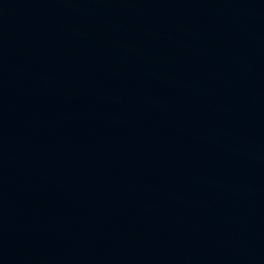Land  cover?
<instances>
[{"label": "water", "instance_id": "1", "mask_svg": "<svg viewBox=\"0 0 264 264\" xmlns=\"http://www.w3.org/2000/svg\"><path fill=\"white\" fill-rule=\"evenodd\" d=\"M0 70L264 252V0H0Z\"/></svg>", "mask_w": 264, "mask_h": 264}]
</instances>
